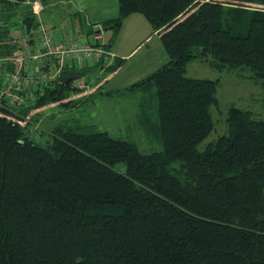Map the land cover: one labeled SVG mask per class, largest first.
Returning <instances> with one entry per match:
<instances>
[{
  "label": "trees",
  "instance_id": "trees-1",
  "mask_svg": "<svg viewBox=\"0 0 264 264\" xmlns=\"http://www.w3.org/2000/svg\"><path fill=\"white\" fill-rule=\"evenodd\" d=\"M31 1L0 0V58L24 49L11 42L21 32L34 48ZM131 13L167 56L143 78L102 90L123 63L114 55L65 63L60 73H76L80 88L56 76L33 89L13 85L19 102L1 98L0 264H264V119L229 106L225 133L198 149L213 128L217 79L185 76L193 59L243 72L260 85L264 112V0H117L114 17L79 23L85 35L98 25L114 36ZM0 61L2 91L14 63ZM113 94L136 95L137 125L159 150L142 153L74 117L31 132L40 109Z\"/></svg>",
  "mask_w": 264,
  "mask_h": 264
},
{
  "label": "rangeland",
  "instance_id": "rangeland-1",
  "mask_svg": "<svg viewBox=\"0 0 264 264\" xmlns=\"http://www.w3.org/2000/svg\"><path fill=\"white\" fill-rule=\"evenodd\" d=\"M43 9L39 12L37 19L46 26L53 44L58 42L67 43L73 40H85L92 42V34L85 35V27L73 17L71 3H63L61 0H45ZM117 4V0H116ZM24 4L19 3L20 9ZM87 13V10L85 11ZM18 15L15 16V19ZM96 26L92 27V31L96 30ZM11 32H15L10 26ZM152 30L143 16L138 13H131L125 16L114 36L110 30L104 31V41L112 40L110 50L120 53L122 48L126 52L131 47L133 41L139 40ZM158 37V36H157ZM159 39V38H158ZM159 49V63L146 73L141 72L140 75L128 78L129 71L133 68L135 62L138 61L140 54H134L132 61H127L110 76L107 77L102 90H117L128 86L130 83L143 78L162 63L166 62L161 44ZM136 52V51H134ZM133 52V53H134ZM153 51H150L151 53ZM132 53V54H133ZM167 57V56H166ZM1 62V61H0ZM122 67V68H121ZM146 70V69H143ZM0 73L1 67H0ZM143 74V75H142ZM185 76L195 78L217 79L215 90V98L218 107L211 106L210 112L213 120V128L210 133L198 144V149L214 140L218 135L225 133L224 117L226 109L234 106L240 109L251 111L252 115L260 119H264V112L261 109L262 89L259 84L253 83L245 77V73L232 71H218L208 64L207 60L193 59L185 66ZM5 77L0 75V79ZM83 78V76H81ZM128 78V79H125ZM80 78L70 81L71 86L80 88ZM1 92V91H0ZM82 93L80 90L73 91L74 96ZM136 97V95H135ZM134 98H124L121 96L111 95L106 97H96L92 102H87L80 107L71 108L69 110L58 111L53 106L43 108L36 112L37 119L31 122V132L40 131L45 134L47 127L55 125L68 117L78 118L81 123H92L99 130H105L109 135L132 141L137 149L142 152L159 150L160 146L156 142L148 141L137 125L136 107ZM53 114V115H52ZM51 116V117H50ZM45 132V133H44ZM43 138V136H42Z\"/></svg>",
  "mask_w": 264,
  "mask_h": 264
},
{
  "label": "built area",
  "instance_id": "built-area-1",
  "mask_svg": "<svg viewBox=\"0 0 264 264\" xmlns=\"http://www.w3.org/2000/svg\"><path fill=\"white\" fill-rule=\"evenodd\" d=\"M33 12L37 18L39 12L43 8L42 0L31 1ZM38 25L33 31V45L31 48L27 43V35L20 33L18 38H12L11 42H21L24 49L17 55L2 57L0 60L13 61L14 69L8 74L6 85L0 92L1 98L8 97V103L20 101L21 97L14 95L11 91L13 85L21 83L23 87L33 89L39 87L48 81H51L59 75L61 68L67 64L77 63L86 60H98L109 63L114 54L106 49L103 44L104 32L100 26H96V30L92 34V39L97 41L96 46L70 41L66 44H53L52 37L46 27L37 19ZM6 75V74H5ZM79 86H81L79 84ZM31 90L25 91L24 97H29Z\"/></svg>",
  "mask_w": 264,
  "mask_h": 264
},
{
  "label": "crops",
  "instance_id": "crops-1",
  "mask_svg": "<svg viewBox=\"0 0 264 264\" xmlns=\"http://www.w3.org/2000/svg\"><path fill=\"white\" fill-rule=\"evenodd\" d=\"M61 1H63V3H71L72 8L76 12L78 11V13H80L79 16L75 17L77 18L78 22L84 19L86 23H97L98 24L103 19L114 17L117 12L116 0H61ZM43 2H44L43 3V7H44V4L46 2L45 0ZM86 10H87V13L85 12ZM86 40L87 39H85L84 41L80 40V42L85 43ZM58 43L60 44L63 42L59 41ZM159 43L160 41L157 35L155 34V32H151L145 35L144 37L140 38L139 40L133 41L131 47H129V49L126 52H123L122 48L119 49L121 51L119 54L116 53L114 50H110V49L109 50L115 56L123 59L122 67L125 64V62H127L128 60L132 61V56L134 54H140L138 57V61L134 63L133 68L128 73V78H132L133 76L140 75L141 72L146 73L147 71H149L150 69L158 65L160 61L159 60L160 55H159V49H158ZM110 45H108V48H110ZM150 51H153V52L149 53ZM165 59L167 60L166 56H165ZM82 61L81 62L84 63V62L91 61V60L84 59ZM143 69H146V70H143ZM128 78H125V79H128Z\"/></svg>",
  "mask_w": 264,
  "mask_h": 264
},
{
  "label": "water",
  "instance_id": "water-1",
  "mask_svg": "<svg viewBox=\"0 0 264 264\" xmlns=\"http://www.w3.org/2000/svg\"><path fill=\"white\" fill-rule=\"evenodd\" d=\"M77 77H78V75L76 73L64 72V73H59V75L57 76V79H58V81L65 83V82L71 81Z\"/></svg>",
  "mask_w": 264,
  "mask_h": 264
}]
</instances>
